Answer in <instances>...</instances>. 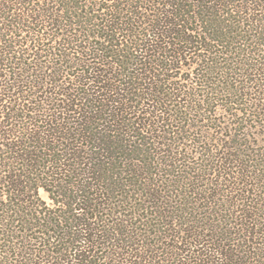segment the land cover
Here are the masks:
<instances>
[{
    "label": "trees",
    "instance_id": "obj_1",
    "mask_svg": "<svg viewBox=\"0 0 264 264\" xmlns=\"http://www.w3.org/2000/svg\"><path fill=\"white\" fill-rule=\"evenodd\" d=\"M0 264H264V0H0Z\"/></svg>",
    "mask_w": 264,
    "mask_h": 264
}]
</instances>
